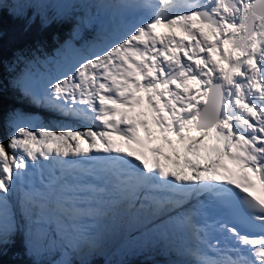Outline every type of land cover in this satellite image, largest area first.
Wrapping results in <instances>:
<instances>
[{
  "label": "snow or ice",
  "instance_id": "obj_1",
  "mask_svg": "<svg viewBox=\"0 0 264 264\" xmlns=\"http://www.w3.org/2000/svg\"><path fill=\"white\" fill-rule=\"evenodd\" d=\"M7 3L0 0V12ZM11 7L28 30L37 16L45 27L70 20L80 5L11 0ZM83 8L57 49L60 60L45 57L58 74L28 71L12 83L31 105L96 130H52L29 112L8 114L11 132L0 141V257L23 235L34 264L57 250L55 264H92L122 216L147 212L168 215L177 229L174 238L163 231L146 244L169 257L167 264H264V0H98ZM101 9L111 14L102 19ZM129 12L147 18L127 20ZM17 61L31 67L40 59L21 54ZM145 99L172 154L148 147L128 116ZM142 124L150 143L152 131ZM113 134L135 147L118 145ZM225 160L238 165L239 179ZM17 186L19 214L9 200Z\"/></svg>",
  "mask_w": 264,
  "mask_h": 264
},
{
  "label": "trees",
  "instance_id": "obj_2",
  "mask_svg": "<svg viewBox=\"0 0 264 264\" xmlns=\"http://www.w3.org/2000/svg\"><path fill=\"white\" fill-rule=\"evenodd\" d=\"M61 0H52L53 3ZM72 3L81 4V0ZM72 12V19L61 21L53 20L48 26H42L40 17H36V22L25 30L26 20L21 19L12 14L11 0L5 5V9L0 12V31L3 32L2 40H0V141H6L9 138L11 129L7 124L8 114L14 109H20L32 114L31 110H36L39 120L49 123L50 127H56V115L49 113L45 108H38L29 103L20 91L13 90V78L18 76L20 68L26 66L24 61H17V57L21 54L31 59L35 53L39 59L50 58L59 49L60 45L69 37L75 24V17L84 14L83 5H81L82 13ZM34 9H28V15L31 16ZM47 15L51 18L56 15V9L50 8ZM89 30V29H88ZM85 31V36H87ZM41 48L42 51L37 52ZM40 65L37 66L39 68ZM8 80V81H7ZM45 109L43 113L41 110ZM43 117V118H42ZM8 135V136H7ZM14 212L19 214L18 202L13 207ZM56 229V226H54ZM157 233L146 234L140 238H133V242L126 248L125 253L121 256L107 258L110 252L98 251L92 258V264H167L169 257L160 254L157 249L155 252L146 247L148 241L156 238ZM56 237V235L54 236ZM138 242V243H137ZM125 256V257H124ZM171 259H178L174 254ZM33 257L26 254L23 235L16 237V242L9 247L7 253L0 257V264H34ZM61 259V253L53 251L51 254L42 257L43 264H55L56 260ZM183 259H189L184 257Z\"/></svg>",
  "mask_w": 264,
  "mask_h": 264
},
{
  "label": "rangeland",
  "instance_id": "obj_3",
  "mask_svg": "<svg viewBox=\"0 0 264 264\" xmlns=\"http://www.w3.org/2000/svg\"><path fill=\"white\" fill-rule=\"evenodd\" d=\"M108 15L105 16V10H103L101 12V15L100 17L103 19V18H106ZM132 20V19H130ZM133 21H136L133 20ZM161 34H170L172 32H175V34L180 37V36H184L185 34L183 32H181L180 29H168V28H159L157 29ZM167 31V32H166ZM166 32V33H165ZM205 32L207 33V29H205ZM51 58H55V60H60V56H58V53H55ZM216 58L219 60V55L217 54ZM55 60L52 62V63H45V59H40V62L39 63H36L34 66H31V67H26L23 65L22 68H20V71L18 73V76L14 77L13 79L15 80L17 77L21 76L22 74H24L25 72H28V71H31L33 74H35V76L37 78L41 77V76H46V75H56L58 74L57 73V68H56V63H55ZM63 62V61H61ZM40 65L39 68H37V66ZM227 66V65H225ZM13 80V81H14ZM8 81V80H7ZM12 81V82H13ZM13 86V90L18 92L20 91L17 87H15L14 85ZM45 111V109H42L41 110V113H43ZM32 114L37 116V113H36V110H31ZM60 120H62V122L59 124L61 125V128H75V125L70 121L72 119H70L69 117L67 116H63L61 114H57L56 115ZM43 118V117H42ZM41 123L46 126V127H49L47 124H45L44 122L41 121ZM50 128V127H49ZM58 128H55V129H52V130H59ZM8 136V135H7ZM7 142V141H6ZM211 143V142H210ZM165 147L168 149L167 145H165ZM169 150V149H168ZM170 152V150H169ZM171 154V152H170ZM226 161V160H225ZM225 161H224V164H225ZM19 193V186H17V191L9 197V200H10V203L13 205L14 201V197L16 196V194ZM14 211V210H13ZM137 214H133L131 216H135ZM140 215H149L150 217H153L151 216L149 213H141ZM130 217H127L126 219L122 220V221H117V224H116V231H115V234L112 235L111 237L108 238V240L106 241V245L103 249L99 250V251H104V252H107L111 249V246L113 245V243L117 240V238L119 237V230H123V228L126 226L128 227L129 230H133L135 229L136 227H138L139 225L145 223V221H135V220H131ZM150 231H146L145 233H143V235H146V234H149ZM142 235V236H143ZM141 236V237H142ZM138 243V242H137ZM125 257V256H124ZM57 262V260H56Z\"/></svg>",
  "mask_w": 264,
  "mask_h": 264
},
{
  "label": "bare ground",
  "instance_id": "obj_4",
  "mask_svg": "<svg viewBox=\"0 0 264 264\" xmlns=\"http://www.w3.org/2000/svg\"><path fill=\"white\" fill-rule=\"evenodd\" d=\"M105 16H106V15H105ZM129 19H132V20H135V19H136V21H139L140 19H143V18H142V17H135V18L129 17ZM145 106L150 107L147 103H145V105H144L143 107H145ZM136 108H138V107L135 106L133 109H136ZM150 110H152L151 107H150ZM87 123H88V125H87L86 127H92L93 130H95L96 125L92 124L91 122H87ZM97 123H98V122H97ZM151 130H152V129H151ZM173 156H174V155H173ZM174 159H176L175 156H174ZM225 164L227 165V168H228L229 166H233V165H235V163H234L233 161H230V160H226V161H225ZM31 179L34 180V181L36 182L37 185H39V179H40V177H39L38 180H36V178H35L34 176H32Z\"/></svg>",
  "mask_w": 264,
  "mask_h": 264
}]
</instances>
